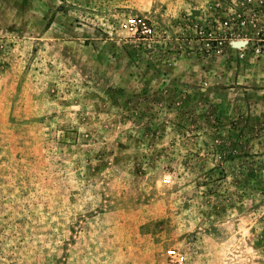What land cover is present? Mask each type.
<instances>
[{"label":"rangeland","instance_id":"374dc122","mask_svg":"<svg viewBox=\"0 0 264 264\" xmlns=\"http://www.w3.org/2000/svg\"><path fill=\"white\" fill-rule=\"evenodd\" d=\"M263 27L264 0H0V264H264Z\"/></svg>","mask_w":264,"mask_h":264},{"label":"built area","instance_id":"2783aa9c","mask_svg":"<svg viewBox=\"0 0 264 264\" xmlns=\"http://www.w3.org/2000/svg\"><path fill=\"white\" fill-rule=\"evenodd\" d=\"M237 26V23L233 24L230 20H226L223 22V27L233 30V26ZM121 28L124 31H127L134 35L144 36V37H152L155 33L154 26L147 20L146 18H142L139 16L136 17H128L123 20L121 23ZM230 36L233 37L234 33L231 32ZM260 38V41L264 42V27L261 31L258 32L257 35ZM186 263V255L181 253L176 248L168 249L166 252V264H185Z\"/></svg>","mask_w":264,"mask_h":264}]
</instances>
